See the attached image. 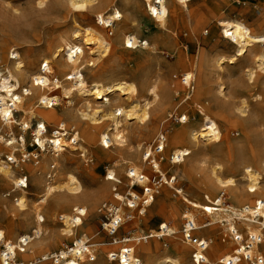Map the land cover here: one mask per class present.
Masks as SVG:
<instances>
[{
    "label": "bare ground",
    "instance_id": "1",
    "mask_svg": "<svg viewBox=\"0 0 264 264\" xmlns=\"http://www.w3.org/2000/svg\"><path fill=\"white\" fill-rule=\"evenodd\" d=\"M65 1L67 2L68 11H70L69 18L72 19L71 29L67 35L59 34V37L57 36V44L53 47L50 56L42 57L37 69L30 68L31 65H34L32 59L28 62L24 61V57L17 49H11V52H9L11 62L5 61L3 67L0 65V142H3V148H8V155L6 156L11 160L8 162L7 159H1L2 153H0V176L3 178L5 185L11 184L13 186L12 191L17 193L15 203L13 201L12 204L6 205V203L0 202V210L5 211V223L10 227L11 232L7 234L5 230L0 228V240H2L5 247L0 251V264H11L14 262L13 257L15 255L24 258L26 252L19 251L24 245L27 247L26 249L35 245L40 247H43V245L49 246V243L60 241L59 239L62 238L75 241V246L71 250H61L62 264H190L185 251L186 247L189 249L190 247L180 240L182 225L180 229L177 224V220L185 218L194 222L196 226L194 232L201 231L206 226L216 222L224 221L223 225L226 233L232 237L233 242L228 243V249L222 250V242H225L224 237L227 235L223 234L224 237L221 238L220 242L213 244L210 252L205 251L203 254L205 262L202 264H244L243 260H246L247 264H256L259 258L263 260L264 264V252H262V249L264 250V158L260 161V169L249 165L243 166L239 170V178L222 177L221 174L224 168L219 163H206L205 160H198V158V162L194 160L197 163L196 165L192 162L195 167L192 166L191 161L190 166L185 164L190 155L197 154V152L199 155L201 143H204L203 146L211 142H217L218 144L225 138V133L220 130L219 123L206 112L209 102L205 98L213 90L210 88L207 73L202 75V86L196 93V97L200 100L203 99L202 102L204 103L195 105L197 112L204 116L201 123L184 125L189 121V116L180 114L176 117L175 120L183 124L182 126H174L165 133L160 132L157 134L158 136L153 144H157L162 148L159 155L156 154L155 149L157 147L154 149V145L146 147L137 145L134 149L128 147L126 139L128 124L134 123L142 129L149 128L152 120L158 116L167 103L170 91L164 89L163 94H160L154 83L146 84L143 88L145 96L139 99L137 97L138 87L131 82L113 80L104 84L93 79L88 83L82 71L84 72L88 66L95 67L98 65L110 54L112 49L109 42L111 39L104 36L103 30H107L109 27L110 30L114 29L118 37L122 36V46L126 49L137 50L141 40L133 33L121 35V30L117 28V25L121 23L123 14L116 6L118 0H102L100 3L99 0ZM188 1L157 0L158 4H155L154 0H141L145 12L153 18L159 32L169 31L166 23L170 6H177L179 10L186 11ZM92 9L95 12V24L81 26L76 21L75 16H84L86 11L91 10L92 12ZM45 17L46 14L43 18ZM55 18L54 20H56ZM47 19L49 20V18ZM214 20L220 27L223 37L235 46L234 54L226 59L228 63H233L250 49L260 48L264 45V33L252 32L241 20L225 17H217ZM203 32L206 33L204 29ZM158 37V35L154 36V44H149L145 40L141 47L148 49L149 56L166 52L161 49ZM198 56L199 52L194 55L193 61L190 60V57L183 58V56L177 61L179 66L184 68L180 80L183 87H185L183 102L188 103L193 96V82L197 77L195 67ZM254 56L255 68L264 70V50L259 49ZM224 61V56H219L215 60L217 73L223 67L221 65ZM42 63H45L43 71L40 68ZM256 69L248 67L243 70L242 75L245 80L234 76L229 77L227 85L229 91L227 92L232 98L230 101L224 99L227 92L222 77L215 82L214 99H217L216 107L224 110L222 114L223 121L227 124L233 123V125L235 124L240 128L246 140H250L249 131L253 132L252 128L248 130L249 127L253 126L251 124L255 120L260 119L258 115L255 116L256 118L253 115H251L253 118L250 117V112L248 113L250 101L238 96L244 89L250 88ZM85 72H88V70ZM55 74L61 77L58 78ZM96 75L93 74V76ZM22 83L25 85H21ZM174 93L173 91L172 94ZM109 95L112 98L108 97ZM122 96H125L129 101L125 103L122 100L120 101L119 98ZM61 100L64 101V107L61 112H58L54 107L60 104ZM227 108L229 112L225 111ZM14 112L18 114L17 119ZM181 116L182 119H179ZM49 124L56 125V131L50 137L47 136V125ZM67 124H70L69 126L73 127L74 131L69 137H65L67 130L70 128ZM13 126H17L21 134L27 133V130L30 129L33 135L32 140H35L34 143L32 142V147L39 150L40 153H37L39 156H44L42 158L45 160V168L47 165L50 168V164L57 167L58 160L56 161V157L60 156L59 154L65 146L70 151H77L81 157H85V153L97 147H100L103 151H110V146L113 147L116 151V159L106 167L103 179L113 183L111 185L113 189L112 196L117 203V205L111 204V208H113L111 226L116 228L115 231L117 230L114 234L115 241L120 235V228L129 221H133L135 224V229L130 231L128 236L123 235L119 238L120 242H129L128 244L120 245L116 250L102 252L98 247L101 241L95 239V233H90L94 239H92V242L86 233L74 237L78 227L83 224V217L87 214L89 207L86 203L71 204L69 197L82 195L83 193L78 179L72 173H67L63 180H57L43 186V177L36 170H33L36 184L43 186V188L37 194L36 200L32 201L29 198L31 194L21 188L20 181H24V179L15 177L16 172L13 168H19L22 162L29 160L36 153L26 151L24 135H19L18 138L12 135L8 138L3 137L7 133L10 134ZM45 143L49 144L48 147L52 149L53 153L50 157H45L42 153L47 151ZM169 148H172L170 154H168ZM203 149L201 148L200 151ZM16 151L19 152L21 159L15 156ZM94 153L95 156L92 155V158L94 157L100 162L107 157L105 152ZM163 154L167 155L166 162L163 161ZM12 162H15V165H12ZM116 168L125 178V181H123L127 184V187L138 186L140 193L136 194L134 191L129 190V196H132L129 197L116 191L117 186L124 183L121 178L117 177ZM62 169L64 168L62 167ZM169 171H173L174 174H177L186 182H191L190 179L193 173L197 175L202 173L200 181L209 187L212 190L211 192L219 190V193L214 198L204 194V198L207 202H210L207 204H202L196 199L190 200L184 190L177 185L176 177L174 175L167 176ZM50 173L52 177L62 174L58 171L54 174L53 172ZM87 174L90 175V172L88 171ZM156 177L160 178L159 182H156ZM170 177L174 178L171 179ZM240 183L245 185V193L237 190ZM23 184L27 185L25 181ZM163 184L167 187H164ZM168 188L174 190L171 193L172 195ZM144 189L145 192H143ZM106 190V186L99 187L94 196L88 197L89 201L94 202L101 197L103 192L106 193ZM4 192L0 191V196L3 197ZM227 192L230 193V198L233 201H238L244 197L252 199L249 201L250 204H244L240 207L223 205V196ZM53 194L65 195V197L58 199V203L70 204L71 210L68 214L58 216L60 221L58 224L54 223L52 229L47 230L45 228L43 230L41 223L44 219L39 214V205L46 203L47 199ZM155 194H160L162 202L157 211L151 212L154 215H169L177 223L175 222L172 226L171 223L163 222L162 230L149 229L146 232L142 229V226L146 218L151 216L148 208L154 202ZM2 197L0 199H3ZM180 203L187 205L182 215L178 213ZM30 212H33L32 221L28 218ZM197 213L198 215L201 213L205 220H199ZM18 219L24 221L25 227L22 233L13 231L15 220ZM235 219L240 221L243 232H238ZM116 223H119V225ZM178 233L179 236L176 235ZM160 235H171L175 240H179V244L174 243L172 248H167L168 246L158 248L150 238L157 239V236ZM21 241L23 243H20ZM85 241H88L87 245L84 244ZM206 241L209 248L212 240L207 238ZM143 242L148 245L145 246ZM260 247L262 248L260 249ZM141 250L146 253L145 259L138 256ZM216 254H220V256L216 257ZM45 255L42 254L41 256ZM8 257L11 259V263L7 261ZM189 257L191 258V256ZM56 262L58 263L59 259Z\"/></svg>",
    "mask_w": 264,
    "mask_h": 264
},
{
    "label": "rangeland",
    "instance_id": "2",
    "mask_svg": "<svg viewBox=\"0 0 264 264\" xmlns=\"http://www.w3.org/2000/svg\"><path fill=\"white\" fill-rule=\"evenodd\" d=\"M98 2L100 3L102 0H99ZM187 4L188 8L186 11L179 10L177 6H170L168 20L166 23L168 24L167 27H169V33V31H157V27L153 18L145 12V8L141 0H118L116 6L123 14L121 23L117 25V28L121 30V35L133 33L136 34L138 39L147 40L149 44H154V36L158 35V40L160 41L159 45L161 49L166 52L149 56V53H147L148 49L146 48L138 47L137 50L123 48L121 40L122 36L118 37L114 29H112L111 35H109L108 30H103L104 36L111 39L109 41L110 45L112 46L111 52L95 67L88 66V68L91 69L90 71L87 68L85 71L88 70V72L82 71V73L88 83L93 79H96L104 84L113 80H123L134 83L138 87L137 97L139 99L145 96L143 88L146 84L149 85L150 83H154L157 87L158 93L160 94H163L164 89H169L170 96L167 103L164 105L163 110L156 117L157 119L155 118L152 120L149 128L142 129L137 127L134 123L128 124V130L126 129V139L128 143L127 146L130 148L132 147V149H134L137 145H141L142 147L152 145L158 136L157 134L160 132L165 133L171 127L182 126L183 124H180L175 120L180 114L189 116V121H187L184 125H187L188 123H201L204 116L197 112V107H195V105H202L204 103L202 102L203 99L200 100L198 97H196V93L202 86V75L207 73L210 88L213 90L210 91L208 94L209 96L207 95L205 98L209 102L206 112L212 118H214L217 123H219L220 130H223L225 133V138L218 144L217 142H211L212 144L209 143L208 145L205 144V146H203L202 144L204 143H201V147L199 148L201 150V148L203 149V147H205L203 149L204 151L199 150L201 153H199V155L198 152L197 154H192V156L190 155V157L186 159L187 163L185 162V164H188L189 166L192 164L193 166V164L195 163L196 165V162H198L200 159L205 160L206 163H219L224 168L221 174L222 177L225 178L232 176L239 178V170L243 166L249 165L253 168L260 169V161L264 158V70H257L253 61L255 57L254 55L257 53V51L259 49L264 50V45L260 48H252L247 51V53H245L246 55L244 54L243 56L239 57L233 63H228L226 59L227 57L234 54L235 46L227 38L223 37V34H221V29L218 27L214 19L217 17L236 18L243 21L252 32L264 33V0H189ZM93 10L94 9H92V12L91 10L86 11L84 16L76 15L75 17L78 19H76V21L81 26L95 24L96 18L95 12H93ZM58 12H61V14ZM69 12L70 11H68L67 2L65 0H0V58L2 62L0 65L3 67L5 61L11 62L12 60L9 58V52H11V49H17L24 57V61L28 62V60L32 59L34 65H31L30 68L33 67L34 69H37L42 57L44 58L50 56L53 47L57 44V36L59 37V34L67 35L69 33L72 25V19L69 18ZM45 14L46 17L43 18ZM195 16L197 17L194 18ZM54 17H56V20H54ZM47 18H49V20ZM203 29L206 31V33L203 32ZM198 52L199 56L195 67L197 77L193 82L194 92L192 99L188 101V104L187 102H183L185 98V87H183V84L181 83L182 81H180L181 72L184 70V68H181L177 61L179 58H181V56H183V58L190 57V60L193 61L194 55L198 54ZM219 56H224L225 61L221 65V67H223L218 70L217 73L215 60ZM248 67L256 69L255 77L250 88L244 89L238 97H243L250 101V108L248 107V113L250 112V117L253 118L254 116V118H256L255 116L258 115V118L260 119L255 120L256 122L254 121L251 124L253 126H250L248 129L251 130L252 128L253 130V132L249 131V134L251 135L250 140H246V138H244L245 136L243 132L235 124H227L223 121L222 114L224 110H222V108L219 109L216 107L217 99L215 98L216 102L214 99L216 90L215 82H217V79L222 77L221 79L226 84L227 92L229 91V88L227 89L229 77L234 76L245 80V77L242 74L243 70L247 69ZM103 71L104 74L102 73ZM92 72H94L93 74L100 75L93 76ZM55 75L58 78L61 77L58 74ZM21 85L25 84L22 83ZM173 91L175 92L174 94H172ZM226 95L227 96H225L224 99H228L229 101L232 100L228 92ZM108 97H110V95ZM119 100H122L124 103L129 101L125 98V96H122L119 98ZM63 102L64 101L61 100L60 104L54 107L58 112L63 110ZM217 110L222 112L217 113ZM225 111L229 112L228 108ZM14 116L17 119V112H14ZM179 119H182V116L179 117ZM55 124L47 125L48 137H50L53 131H55ZM72 128L70 127L67 130V135L65 137H69L74 132ZM11 135L17 138L19 135H24L26 151H32L33 147L29 145L33 137L30 129L27 130V133L21 134L19 128L17 126H13L12 131L10 132V137ZM15 145L18 146L17 144ZM7 149H5V147L3 148V142H0V153H2L1 159L3 160L4 155H8ZM46 150L47 151L42 153H44L45 157H50L53 153L52 149L47 147ZM99 151L105 152L107 155V157L101 162L97 161L94 157L92 158V155L95 154L94 152ZM115 152L116 151L112 146H110V151H103L100 147H97L92 149V151L85 153V157H81L77 151H70L69 148L65 146L64 150L59 154L60 156L56 157V161L58 160V163L56 162L57 167L54 168L55 172L53 171L54 173L57 171L61 172L62 174L59 176H50V172L52 171H49L50 168L47 167L48 165L45 168V160L42 158L44 156L39 155L37 157V162L32 161V157H30L29 160H26L20 164L21 167H14L13 169L16 172L15 177L20 175V170L22 168L24 173H26L28 179L27 188L25 190L31 194L29 198L32 199V201L36 200L37 194L40 192L43 186L47 185L48 183H53L57 180H63L67 173L74 174L82 187L83 193L82 195L69 197L71 204L86 203L89 207L87 214L83 217V224L78 227L74 237H79L82 235V233H86L92 242L93 238L90 233H95V239L101 241L98 246L100 251L105 252L109 250H116L118 246L128 244L129 242H120L119 238L123 235L128 236V233L135 229L134 222L129 221L126 225L119 229L120 235L116 238L117 241H115L114 236H109L103 228V224L107 221V215L105 211L101 210L102 204L109 203L117 205L112 196L113 189L111 185H113V183L103 179V175L106 172V167L116 159ZM171 152L172 148H169L168 154ZM166 157L167 155L163 154V161L165 162L167 161ZM33 164L35 165L34 167L32 166ZM62 167L64 169H62ZM116 169L118 172V175L116 174L117 177L121 178L122 181H125V178L118 171L119 169ZM33 170H36V172H38L40 176L43 177V186L36 184ZM88 171L90 172V175L87 174ZM168 175H174L176 177L177 185L184 190L186 196L190 200L196 199V201L198 200V202L202 204H207L208 202L204 198V194H208L210 198H214L219 193V190H213V192H211L212 190H210L209 187L200 181L201 176L203 175L202 173L200 176L193 173L190 179L191 182H186V180H183L177 174H174L173 171H169L167 173V176ZM156 180L159 181L157 177ZM101 186L107 187L106 193L103 192L101 197L96 199L94 202H90L88 197L94 196L98 188ZM163 186L167 187L165 184H163ZM12 188L13 186L11 184L5 185L3 178L0 176V191L4 192L7 190L9 192ZM128 189L129 188L127 187V184L124 182L123 184L117 186L116 191L118 193H126ZM133 189L140 193V188L138 186H133ZM244 189L245 185L243 183H240L237 187V190L241 192H243ZM168 191L171 194L174 190L168 188ZM58 195H51L47 199L46 203L39 205V214L44 219L43 223H41L43 230L45 228L47 230L52 229L51 227L54 226V223L58 224L60 221L58 220V216L65 213L68 214L71 210L70 204L66 205L64 203V205L58 203V199H60V197H65V195ZM2 198L3 199H0V202L6 203V205L12 204L9 198ZM161 199L162 198L160 194H155L154 202L152 203L151 207L148 208L151 216L146 218L142 226V229L146 232L149 229L158 230V226L162 222H166L168 224L171 223L170 225L172 226L176 222L169 215L153 214L158 210L159 205L162 202ZM251 199L252 198L244 197L238 201H233L230 198V193L227 192L224 193L223 196V205L225 204L240 207L244 204H250L249 201ZM186 206V204L180 203V207L178 209V213L180 215H182V212ZM135 213L137 212L135 211ZM5 214L6 213L3 209L0 210V228L9 234L10 227L5 223ZM28 216L27 217L32 221L33 212H30V215ZM197 217L201 221L205 220L201 213H199V215L197 213ZM170 220L172 221L170 222ZM235 220L237 222L235 225L238 232H243L240 221L237 219ZM177 221L178 223H176L179 225L178 228L181 229V225H183V219ZM223 223L225 222H216L212 225L206 226L201 231L193 233L194 236L212 240L207 252H210L211 247L215 242H220L221 238L224 237L223 234H227ZM14 224L13 231L22 233L23 228L25 227L24 221L22 219H18L15 220ZM176 235L179 236V233ZM224 238L225 242H222V250L228 249V243L233 242L232 237L228 234ZM150 239L156 246H158V248H164L167 246V248H172L174 243L179 244V240H175L174 237ZM59 240L60 241L49 243V246H31L27 250L24 258L21 259H36L42 254H50L59 250H64L73 242V240L68 241L65 238ZM143 244L145 246L148 245L146 242H143ZM261 248L262 247H260V249ZM185 251L188 255L189 263L192 264L191 258L189 257L191 248L189 249L186 247ZM262 252H264L263 249ZM138 256L142 259H145L146 253L142 252L141 250L138 253ZM219 256L220 254H216V257ZM242 262L247 264L246 260H243ZM41 264H52V262L51 260H47Z\"/></svg>",
    "mask_w": 264,
    "mask_h": 264
},
{
    "label": "built area",
    "instance_id": "3",
    "mask_svg": "<svg viewBox=\"0 0 264 264\" xmlns=\"http://www.w3.org/2000/svg\"><path fill=\"white\" fill-rule=\"evenodd\" d=\"M154 2H155V4H158L157 0H154ZM107 30L109 32V35H111L112 34V30H110V27L107 28ZM144 42H145V40H141L140 41L141 44H138L139 47H142ZM44 67H45V63H42L41 66H40L41 71H43V68ZM9 104H10V102H9ZM55 131H53V132H55ZM5 135H6L7 138L10 137V134L9 133H7ZM5 135H3V137ZM32 142L34 143L35 140H32L31 139V142L29 143L30 146H32V144H33ZM45 145H46V147L49 146V144H46V143H45ZM152 145H154V144H152ZM155 147H157V148L155 149ZM153 148L155 149V152H156L157 155H159L162 152V148L159 147L157 144H155L153 146ZM38 151L39 150L37 148H33L32 149V152L36 153V155H32L31 156L32 157V161H34V162H37L38 161L37 156L40 153ZM37 152H38V154H37ZM15 155L19 159H21L19 157V152L18 151L15 152ZM4 159H7L8 162L11 161L6 156V154L4 155ZM12 165H15V162H12ZM49 167H50L49 171H52L53 172L54 171V168H55L54 165L53 164H50ZM20 171H21L20 172V176H18V177H22V179H24V181L27 184V179L28 178H27L26 173H24V171L22 169ZM53 174H54V172H53ZM170 178L173 179L174 177H170ZM153 180H154V177H153ZM159 181H160V178H159ZM159 181L156 180V182H159ZM21 188L25 190L27 188V185L22 184ZM128 188L129 189L127 190V192L126 193H123L124 196H129V190L134 191V193H136V194L138 193V192H136L133 189V186H130ZM12 189L9 192L8 191L7 192H4V194H3V197L9 198L11 200V202H13L16 199V195H17L16 192H13L12 191ZM145 191L146 190L144 189L143 192H145ZM129 197H132V196L130 195ZM14 203H15V201H14ZM208 203H210V202H208ZM101 210L105 211V213L107 215V221L103 224V228L105 229V231L107 232V234L109 236H114V234H115V232L117 230L115 231L116 228L111 226V222H113V208H111V204H109V203L102 204ZM163 224L164 223L162 222L158 226V230L159 231L162 230ZM117 225H119V223ZM195 229H196V226H195L194 222L191 219H188V218L183 219V225H182V229L180 231V238H181L180 240L182 241V243L188 245L191 248V254H190V256H191V262H192V264H202V263L205 262L204 261V258H203V254L205 253V251L208 248V243L206 241V238H201L199 236H194L193 235V232H194ZM161 237H172V236L171 235L170 236L169 235H167V236L166 235L157 236L158 239H160ZM20 240H21V238H20ZM20 243H23V241H21ZM84 244L87 245L88 244V241H85ZM74 246H75V241H73L72 244L69 247H67L66 249H64V250H68L69 251ZM24 248H25V250H24ZM26 248L27 247H25V245H24L22 248H20L19 251L22 252V253L24 251L27 252L28 249H26ZM3 249H5V247H4V244L2 243V240H0V251L3 250ZM61 252L62 251L59 250L57 252H53V253H50V254H46L45 256H40L39 258H36V259L34 258V259H31V260H24V259H21V258H19L18 256L15 255L13 257L14 262L11 263V259L9 257L7 258V261L9 263H11V264H39V263L41 264L42 262L44 263V261L51 260L52 264H62L61 263V260L63 259V257H62V253ZM58 259H59V262L57 263L56 261ZM256 264H263V260L261 258H259L258 259V262L256 261Z\"/></svg>",
    "mask_w": 264,
    "mask_h": 264
},
{
    "label": "snow or ice",
    "instance_id": "4",
    "mask_svg": "<svg viewBox=\"0 0 264 264\" xmlns=\"http://www.w3.org/2000/svg\"><path fill=\"white\" fill-rule=\"evenodd\" d=\"M9 159H10V158H9ZM20 183H21V184H23V183H24V181H23V180H21V181H20Z\"/></svg>",
    "mask_w": 264,
    "mask_h": 264
}]
</instances>
